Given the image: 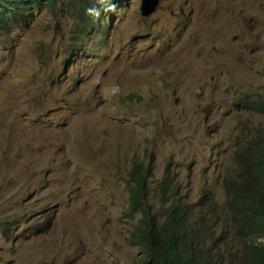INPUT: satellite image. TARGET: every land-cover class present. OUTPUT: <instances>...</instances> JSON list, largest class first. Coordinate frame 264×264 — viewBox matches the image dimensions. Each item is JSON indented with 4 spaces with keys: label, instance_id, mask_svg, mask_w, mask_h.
<instances>
[{
    "label": "rangeland",
    "instance_id": "374dc122",
    "mask_svg": "<svg viewBox=\"0 0 264 264\" xmlns=\"http://www.w3.org/2000/svg\"><path fill=\"white\" fill-rule=\"evenodd\" d=\"M141 5L57 0L0 34V264H138L135 161L153 187L170 163L208 242L242 264L224 180L264 133L246 106L264 100V0Z\"/></svg>",
    "mask_w": 264,
    "mask_h": 264
},
{
    "label": "trees",
    "instance_id": "16d2710c",
    "mask_svg": "<svg viewBox=\"0 0 264 264\" xmlns=\"http://www.w3.org/2000/svg\"><path fill=\"white\" fill-rule=\"evenodd\" d=\"M56 1L0 0V34L30 25L36 14ZM110 1L117 3L119 0ZM88 19L82 28L97 21L94 15ZM246 106L264 114V100L247 102ZM235 156L241 170L237 178H226L224 187L235 225L241 233L253 237L243 264H264V133L258 135L252 146L237 148ZM154 171L155 164L144 167L142 162L135 161L128 177L131 215L140 213L142 222L137 235L133 233L130 237L145 254L138 264H217L211 263L207 255L215 256L225 264L223 257L213 252L217 247L214 241L208 242L202 216L188 224L189 205L175 169L168 163L165 170L168 175L155 188L149 184ZM152 192L160 203L156 212L149 205ZM200 203L208 206V210H214L217 202L211 195L208 202ZM198 225H201L199 232L193 234Z\"/></svg>",
    "mask_w": 264,
    "mask_h": 264
},
{
    "label": "clouds",
    "instance_id": "9594fccd",
    "mask_svg": "<svg viewBox=\"0 0 264 264\" xmlns=\"http://www.w3.org/2000/svg\"><path fill=\"white\" fill-rule=\"evenodd\" d=\"M113 2V3H116L115 1H110V0H98V2L99 3H101V4H104L105 2ZM120 1V0H119ZM118 1V2H119ZM117 2V3H118ZM160 4V0H158V3H157V5H156V7L154 8V10L150 13V14H144V12H143V0H142V5H141V12H142V15H144V16H150V15H152L155 11H156V9H157V7H158V5ZM45 9V8H44ZM43 11V10H42ZM230 11H233V9L231 8V10ZM87 12H88V14H91V15H89V16H87L86 17V19L85 20H87V18L89 17V19L94 15V17L95 18H98L99 16H100V11L98 10V9H88L87 10ZM88 19V20H89ZM85 23V22H84ZM83 23V24H84ZM4 34H7V33H4ZM166 175H168V173L166 172V173H164L163 174V176H162V178L158 181V183H157V186L163 181V179H164V177L166 176ZM153 177H154V173H153V175H152V177L149 179V184L152 186V183H153ZM226 180V179H225ZM225 180H224V182H225ZM153 187V186H152ZM153 188H155V187H153ZM224 189H225V187H224ZM225 193H226V190H225ZM213 196V195H212ZM226 196H227V194H226ZM129 201H130V199H129ZM201 202H204L203 201V199H201L200 200ZM186 202H187V204L189 205V208H188V212H189V215H190V217H189V219H188V224H192L195 220H194V217H193V213H192V210H191V207H190V204H189V202L186 200ZM227 202H228V197H227ZM229 203V202H228ZM130 204H131V202H130ZM132 206V205H131ZM160 206V203H158L157 205H154V206H152V209L156 212L157 211V209H158V207ZM133 211V210H132ZM135 214H138V215H140V222H141V214L140 213H132V215H135ZM233 219H234V215H233ZM141 226H142V222H141ZM140 226V227H141ZM233 227H234V233H235V235L236 236H238V237H240L241 239H243V245H244V256H243V261H242V264L245 262V260H246V257H247V255H248V245H249V243L251 242V240L253 239V237L252 236H249V235H245V234H243V233H241L240 232V230L237 228V226L235 225V223H234V221H233ZM140 229V228H139ZM139 231V230H138ZM138 233V232H137ZM137 233H134L135 235H137ZM133 234V233H132ZM132 234H131V236L130 237H132ZM214 241V243H215V240H213ZM217 246V245H216ZM213 252H215V253H218V254H220L219 252H218V249H217V247H216V249L213 251ZM221 255V254H220ZM222 256V255H221ZM207 257H208V260L211 262V263H214V262H216L217 264H221V261L217 258V257H215V256H212V255H207ZM223 257V256H222ZM224 259V258H223ZM225 260V259H224ZM225 264H230V263H227L226 261H225Z\"/></svg>",
    "mask_w": 264,
    "mask_h": 264
},
{
    "label": "water",
    "instance_id": "95a60500",
    "mask_svg": "<svg viewBox=\"0 0 264 264\" xmlns=\"http://www.w3.org/2000/svg\"><path fill=\"white\" fill-rule=\"evenodd\" d=\"M158 0H143L144 14H150L156 7Z\"/></svg>",
    "mask_w": 264,
    "mask_h": 264
},
{
    "label": "bare ground",
    "instance_id": "6f19581e",
    "mask_svg": "<svg viewBox=\"0 0 264 264\" xmlns=\"http://www.w3.org/2000/svg\"><path fill=\"white\" fill-rule=\"evenodd\" d=\"M75 34V33H74Z\"/></svg>",
    "mask_w": 264,
    "mask_h": 264
}]
</instances>
